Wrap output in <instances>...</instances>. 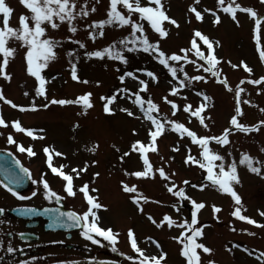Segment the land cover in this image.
Returning a JSON list of instances; mask_svg holds the SVG:
<instances>
[{"label":"rangeland","instance_id":"374dc122","mask_svg":"<svg viewBox=\"0 0 264 264\" xmlns=\"http://www.w3.org/2000/svg\"><path fill=\"white\" fill-rule=\"evenodd\" d=\"M235 2L243 7L252 8L258 17L264 16V0ZM6 3L13 8L16 15L13 17L12 26L18 25L22 13L30 15V10L21 3V0H6ZM140 3L147 6L149 0H140ZM228 3L229 0H224L225 6ZM109 4L110 0H87V5L84 4V0H77L75 11H80L81 6L88 9L94 6L96 10L89 11L87 16L76 17L73 24L77 30L74 33L69 31L67 22L57 21L59 27L55 29L45 25V35L58 41V44L53 49L55 57L48 60L46 67L40 70L47 81L44 84V94H37L40 81L27 72L25 55L27 46L21 47L19 41L10 40L8 46L15 49V54L9 57L5 71L11 75L10 78L0 76V91L5 98L12 100L16 105H22L25 109L20 111L19 108L9 105L5 99H0V116L8 122L7 126H0V144L4 142L7 145L8 135L11 134L17 144L21 143L25 147L37 144L36 148H42L41 152H44L43 144L48 145L49 151L56 154V163L62 162L65 166L64 172L72 176L73 187L80 189L87 182L89 189L91 188L89 194L105 206L93 208L98 218L97 223L105 228L111 227L119 240L113 245L104 237L102 239L112 249L116 248L120 241L125 257L139 255L133 249L132 252L127 245V232L131 228L138 237V246L146 255H158L163 252L166 255L162 264H187V259L181 251L184 245L180 241L191 235L193 229L200 227L202 235L194 239L197 243L212 249L209 253L197 249L200 264H209V261H213L214 264H264V215H261L264 212V125L258 123L264 120V111H261L264 109V85L253 87L249 84L252 79H258L264 72V60L260 58V51L264 50V21L260 26L262 32L257 33L254 29L256 24L252 26L248 13L237 10L234 20L231 14L223 11L217 0H162L166 15L175 19L177 23L173 25L170 21H164L162 26L167 30V35L161 37L147 20L141 21L144 35L148 40L158 41L160 50L166 55L172 53L184 55L181 49H191L194 32L199 30L210 40L218 42L214 44L215 55L219 58L215 69L223 72L219 73V77L222 75L223 79L228 80V87L220 82L222 79L214 82L211 72L198 69L192 63L195 60L198 64L207 66L206 62H202L194 51H187L188 63L183 60L169 61L177 67L182 63L186 64H182L184 72L177 73L178 77L185 79V87L181 88L179 80L171 76L168 69L156 59L154 52H145L143 48L129 50L133 48L134 39L130 35L132 29L129 25L117 27L118 22L105 24L102 27L103 35L99 34L101 28L98 25L84 26L85 24L91 26L93 21L106 19ZM117 7L127 15V9L122 5ZM191 7L201 11L203 17L201 20L195 18ZM205 9H213V12H207ZM216 15L220 16L219 22H214ZM132 18L140 20L136 12H133ZM90 31L95 39L89 36ZM136 35H141L139 30ZM124 37H128L127 47L119 43ZM196 39L206 54L207 46L199 38ZM76 41L82 42L84 47H80ZM139 43L140 41H137V44ZM110 44L114 49L121 50L120 54L126 57L127 63L110 58L107 54L102 58L85 55L86 52L103 49ZM241 61L252 69L251 73L243 66L232 67V64L240 65ZM73 65L76 67L78 79H73L71 75ZM142 69L155 73L156 78L149 77L147 71H141ZM125 72H132L134 75L125 76L124 81H120L119 77ZM185 72L188 77L201 75L206 79L193 80L189 83L184 77ZM136 77L147 82L146 91L141 89ZM241 80L244 83L241 84ZM67 82L73 83V88L67 87ZM172 86H177L179 94L170 92ZM237 86L244 89L242 96L239 97H242L240 103L242 114L238 116V121L248 126L257 125L249 132L230 124L231 116L236 114ZM65 89L69 91L66 94ZM88 89L93 92L91 109H85L77 103H68L59 109L49 105L50 97H61L65 94L69 96L66 100H75ZM117 89L121 91L117 92ZM124 89L129 91L125 92ZM137 92L145 100L151 98L158 105V112H153V115L159 116L161 120L181 122L197 136H219L223 129H230L228 144L221 145L213 140L209 142V148L224 157L225 170L229 165L235 164L238 180L232 182V187L241 197L239 204L230 193L221 191L218 185L206 179V169L185 163V158L189 154L199 159L201 148L193 143L187 134L181 136L167 123L162 134L157 137L156 150H149L147 156L154 170L163 167L171 179L160 177L158 172L147 177H136L132 174L143 170L144 165L141 154L132 150L131 145L136 140L147 144L148 130L151 127V121L147 120L139 106L133 103L135 99L133 94ZM113 94L116 99L110 106L114 111L105 115L102 107L106 101L101 97ZM204 95L209 97L207 101L204 100ZM129 96H132L131 100ZM165 96L176 103L175 113L171 105L163 99ZM47 103L50 108L55 109L49 111L50 108L42 107ZM202 103L206 104L201 115L207 127L184 109L185 104L195 110ZM32 104H36L37 107L32 109L30 107ZM124 108L130 109L134 115L129 116L122 110ZM12 121H19L23 128L38 131V139L25 137V132L11 126ZM125 153L128 155L125 156ZM244 154L253 158V166L259 167L260 172H252L247 161L240 162ZM220 163L219 160L214 161L216 165ZM81 164L84 166H80ZM85 165L86 170L81 171L85 169ZM73 169L79 172V175H76ZM214 171L218 172L219 169L215 168ZM122 181L129 186L135 185L136 191L131 193L125 191ZM171 184L176 185L173 192L168 191ZM200 184L205 186L200 188ZM180 188L184 189L183 197L174 195ZM132 196L148 199L141 198L137 203L133 201ZM189 197L198 203L203 202L204 207L197 210V224L188 232L185 231L186 227L183 224L185 221L189 222L190 212L194 208ZM213 205L220 210L214 212ZM237 207L240 208L242 215L257 223L252 224L233 216L232 212ZM165 214L171 216L175 223L169 227L165 221L164 224L157 226ZM90 218L92 219L91 215ZM153 219L157 223H153ZM202 222L211 223V226L204 223L201 227ZM182 231L184 236L180 237V240L175 239ZM147 236H152L153 241ZM94 249L96 252L100 251L98 245L94 246ZM134 261L139 264L138 260Z\"/></svg>","mask_w":264,"mask_h":264},{"label":"snow or ice","instance_id":"6c2138e0","mask_svg":"<svg viewBox=\"0 0 264 264\" xmlns=\"http://www.w3.org/2000/svg\"><path fill=\"white\" fill-rule=\"evenodd\" d=\"M21 3L30 10V15L21 14L19 16L18 25L12 26L10 21L11 13L13 12V8L9 6L8 3H6V0H0V56H2V60H0V76H3L5 78H10V73H7L5 71V67L8 64V59L10 56H13L15 54V49L8 46L10 40H17L20 42V46L24 47L27 46L26 51V61H27V72L30 73L32 76L36 77L40 81V86L37 88V94H44V84H45V78L41 75V69L46 67V62L52 58L55 57V52L53 49L57 46L58 41L53 39L52 37H48L45 35L46 33V27L45 25H50L51 28L55 29L59 27V24L57 21L60 22H67L69 26L70 32H75L77 29L73 24V21L76 19L77 16H87L89 11H95V7L93 6L91 9H88L84 6H81L80 11H75L77 7V0H21ZM218 5L223 7V11L225 13L231 14L232 18L236 20V12L237 10H242L246 13H249L253 17H257V13L250 7H243L240 3H236L235 0H229V3L227 6L224 5V0H217ZM84 4L87 5V0H84ZM155 5L154 7L152 5ZM118 5H122L125 9H127V15H125L123 12H121L118 9ZM191 11L195 14V18L197 20H201L202 13L201 11H198L196 7H191ZM207 12H213V9H205ZM133 12H136L139 14L140 20H135L132 18ZM147 20L151 28L159 33L161 37L167 35V30L162 26L164 21H170L173 25L177 23L175 19L170 18L166 15L165 10L163 9L162 0H149V4L147 6H142L140 3V0H110V4L107 10V18L93 21L92 25L89 26L85 24V27H94V26H100L101 31L99 32L100 35H103L102 27L105 24H112L114 22H118L116 24L117 27L129 25L132 29V32L130 35L134 37L132 40L133 48L129 49L130 51L136 50V48H143L145 52H154L156 54V59L164 65L168 71L171 73V76L175 79L179 80V87H185V79L180 78L177 76L178 72H184L183 65H179V67L174 66L169 63V61H181L183 60L185 63L189 62V56L186 54L187 51H194L195 55L199 58H201L203 61L206 62L205 64H198L195 60L192 61L193 64L196 65V67L202 68L205 72H211L214 76L217 77L218 80H220L219 74L216 72L215 68L219 63V58L215 55L214 52V44L218 42H214L209 39L207 35H204L201 31L195 30L194 37L191 40V49L185 50L181 49L182 53H185L184 55H180L177 53H172L171 55H166L162 50L159 48V42H150L146 35H144V26L141 21ZM220 16L216 15L214 18V22H219ZM264 20V17H257L256 24L259 26L260 21ZM238 23V21H237ZM139 30L141 35L137 36L136 32ZM89 36H91L93 39H95V36L90 31ZM201 40L204 45L207 46V53L205 54V51H203L197 42V39ZM68 39H71V37H68ZM128 37L122 38L119 43L123 45L124 47H127ZM137 41H140L139 44H137ZM80 45V47H84V44L80 41H76ZM115 44V42H113ZM257 47L259 48V43L257 44ZM121 50L114 49L113 45H108L104 47L103 49L95 50L86 52L85 55L88 57H104L105 54H107L110 58H115L120 61H123L127 63L126 57L124 55L120 54ZM71 54V52L69 53ZM260 58L264 60V50L260 51ZM229 63H231L229 61ZM243 66V68L248 72L251 73L252 69L244 62L241 61L240 65L232 64L233 68ZM141 71H147L142 69ZM71 75L73 79H78L76 67L75 65L72 66V72ZM134 74L132 72H125L123 75L119 77L120 81H124L125 76H133ZM147 75L149 77H152L155 79V73L151 71H147ZM184 77L188 79V82L191 83V81L196 80H204L206 77L201 75H196L193 77H188L187 73H184ZM139 80V77H136ZM264 81V76H260L258 79H252L250 82L254 85H259L261 82ZM86 82V81H85ZM221 83H223L226 87H228V80L224 78L223 80H220ZM99 83V82H97ZM140 87L144 91L147 90V82L144 80H139ZM240 83H244L243 80L240 81ZM231 90V89H230ZM121 91V89H117V92ZM123 91L127 92L128 89H124ZM244 89L237 86L236 88V108H235V115H232L230 118V124L232 126H235V128L242 129L245 132L252 131L257 127V125H245L238 121V116L242 114L241 107H240V93L243 92ZM259 91V89H258ZM170 92L173 94H179L177 86H172L170 88ZM135 96V99L133 103L137 106H139L143 116L151 121V127L148 130V143L145 144L141 140H136L132 143L131 149L140 153L143 159V170L136 171L135 173H132L136 177H147L151 174H154V172H158L159 176L166 179H171V177L168 176V173L165 171L163 167L153 169V165L151 164L147 152L149 150H156L155 148V142L157 140V137H159L162 132L165 129V123H167L169 126H171L177 133H179L181 136L187 134L188 137L192 139L193 143H196L200 146L201 152H200V158H196L193 155L189 154L185 158V163H191L195 165H199L200 168L206 169L207 176L206 179L210 181L214 185H218L220 190L225 193H230L232 198L236 201L237 204L240 203L241 197L234 191L232 187V182L238 180L237 172L235 164H231L227 167V170H225L224 165V157L217 154L216 152H213L209 148V142L210 141H216L217 143L224 145L228 144V134L230 129L225 128L223 129V132L219 136H197V134L187 128L183 123L178 122L176 120H161L159 116L153 115V112H158V105L152 101L151 98H148L145 100L139 92L133 94ZM91 93L85 92L78 97H76L75 100H66V99H59L56 100L53 98L52 101H49V103H56L60 105L68 104V103H77V104H83L85 108L91 106L90 102ZM130 100L132 99V96L128 97ZM204 100L207 101L209 97L207 95H204ZM0 99H5L6 102L11 105L14 108H23V106L16 105L12 100L7 99L3 97L2 91H0ZM102 100H105L106 102L103 105V111L105 113H111L114 111L113 108L110 107V104L113 102V100L116 99L115 94L112 96L101 97ZM163 99L171 105L173 113L177 110L176 103L169 99L167 96L163 97ZM145 104L147 107H145ZM32 109H35L37 107L36 104L30 105ZM42 107L47 108L48 104L42 105ZM206 107V104L202 103L198 107L193 110L190 105L185 104L184 109L185 111L190 112L191 117H197L200 119V123L207 127L206 124H204V119L201 115L203 108ZM124 112H126L129 116L134 115V113L128 109L124 108L122 109ZM261 111H264V109H261ZM260 125H264V120H261L258 122ZM8 122L5 121V119L0 116V126H7ZM11 126L15 128L18 131L25 132L29 136H33V130L28 128H23L21 123L19 121H12ZM135 132V129H133ZM7 141L9 144L16 143V141L13 139V136L11 134L8 135ZM18 150L20 152H26L28 155L33 156L35 155V152L33 151L31 146L25 147L22 144L17 145ZM43 151L48 154V166L52 169L53 173H58L60 177H62L66 183L64 184V189L69 195H75V191L73 189V182H72V176L62 171L63 166L60 167H54L51 163V153L49 151V148L47 146L44 147ZM59 154V153H58ZM125 156L128 155V153L124 154ZM123 159V156L121 157ZM219 160L221 163L216 165L214 164V161ZM247 161L248 167L250 170L254 173L260 172L259 167L253 166V158L250 156H247V154H244L241 158V163H244ZM17 164H20V161H16ZM95 163V161H93ZM81 169V171L86 170ZM215 168H218L219 171H214ZM20 171L23 173H29V169L25 168L22 164H20ZM73 172H76L75 169H73ZM76 175H79V172H76ZM22 182V177L19 174H14L11 177V183L13 184H19ZM43 187L45 189L44 196L47 197L49 200L52 198H56L59 200L58 194L53 191V189L49 186V183L47 180H42ZM123 185V189L127 192H134L136 191V186L132 185L129 186L127 183L121 182ZM187 183V181H185ZM0 184H3L4 188L7 189L8 192H10L13 196H16L17 198L23 200L27 199V197H24L20 194V192L16 191L14 188L10 187L9 184L4 183L3 181H0ZM205 185L200 184L199 187L203 188ZM176 188L175 184H171L168 187L169 192H173V189ZM85 196L87 200V210H85L82 213H75L73 211H68L67 213H59V216H65L67 215L71 221L73 222H83V232L82 235L86 237L88 240L93 241L96 244H100L101 241L99 239H96L95 235L98 234L101 237H104L108 241L112 242L113 245L115 244V241L118 239V235L113 231L111 227H102L97 223V216L96 213L93 211V208H101L105 207L104 205L100 204L96 198L89 194L88 191V185L85 183L81 186L80 189ZM32 196H35L36 193L33 192L31 194ZM174 195L183 197L185 195L184 189L180 188L178 189ZM133 201L139 203V199H148L147 197H140L132 196L131 197ZM191 200V198L189 197ZM191 203L194 205V208L192 210L191 215V222L188 223V221H185V224L187 227L185 228V231H187L188 228H192L193 225L197 224V210L204 207L203 202H196L194 200H191ZM175 207V205H173ZM142 210V209H141ZM214 212H218L220 209L213 205ZM4 209L0 208V212H3ZM35 209H29L24 208L21 209L22 215H29L32 212H35ZM48 211V210H46ZM91 215L92 219L89 220V216ZM232 215L235 217H238L240 220L249 221L252 224H256L257 221L250 219L248 216L242 215L241 210L239 207H237L233 212ZM261 215H264V212L261 213ZM149 219H152L149 217ZM167 222L168 226H172L175 221L172 219L171 216L165 214L163 216V219L159 221L157 226H160L162 224ZM153 223H157L154 219L152 221ZM61 223V221L57 218H53L52 224H58ZM52 226V225H50ZM202 235L200 227H196L193 229L192 234L187 236L185 240H181L180 242L184 245L182 251V255L187 259V264H200V254L197 252V249H202L203 252L209 253L212 251V249L208 248L202 243H197L194 239L195 237H198ZM128 240L130 241L131 248L134 250L135 253H138L139 255H130L128 256L129 260H138L139 264H162L164 257L166 253H159L158 255H146L144 250L141 249L138 244L137 240L134 237V232L130 228L127 232ZM184 236V231L180 233V236L175 237V239L180 240V237ZM158 246V245H157ZM115 250V249H114ZM8 251L12 252L14 249L9 246ZM245 251H248L245 249ZM20 264H25V261H20ZM209 264H214L213 261H209Z\"/></svg>","mask_w":264,"mask_h":264},{"label":"flooded vegetation","instance_id":"af4514ba","mask_svg":"<svg viewBox=\"0 0 264 264\" xmlns=\"http://www.w3.org/2000/svg\"><path fill=\"white\" fill-rule=\"evenodd\" d=\"M17 145V143L6 145L3 142L0 144V152L10 153L14 160H19L20 164L29 169V173H23L20 166L16 167L7 162L8 169L13 168L21 177H25L24 187H21L20 183V188L14 189L27 199L21 200L13 196L3 184H0V208L4 209L0 212V264H20V261H25V264H108L109 260H116L121 264H134L136 261L124 256L120 241L116 248L112 249L102 238L93 234L101 241L100 244H96L82 235L84 230L82 221L77 223L71 221L67 215L59 216L61 212L82 213L87 210L88 204L83 199L82 191L78 187H73L75 195L66 192L64 189L66 181L61 179L58 173L52 172L48 166V157L41 152L42 148L37 147L40 151L36 148L37 144L31 146L35 152L33 156L20 152ZM51 159L54 167L62 165V171H65L62 162H59L61 165L56 163V154H52ZM42 180L48 181L49 186L60 197L59 200L55 197L49 200L44 196ZM0 181L4 182L1 173ZM33 192L36 193L35 196L31 195ZM21 207L39 210L45 208L48 211L41 214L32 212L29 215H18L13 212V209ZM54 217L61 223L52 224ZM89 220L91 221L90 216ZM96 245L100 248L98 252L94 249ZM9 246L14 251L9 252Z\"/></svg>","mask_w":264,"mask_h":264},{"label":"water","instance_id":"95a60500","mask_svg":"<svg viewBox=\"0 0 264 264\" xmlns=\"http://www.w3.org/2000/svg\"><path fill=\"white\" fill-rule=\"evenodd\" d=\"M1 157H3V156H1ZM5 158H6V157H5ZM4 177H5V176H4ZM5 178H6V177H5ZM6 180L8 181L9 184H13V183H11V180H9V179H6ZM13 186L16 187L15 184H13ZM15 212H17V214H20V212H19L18 209H16ZM114 264H118V263H115V262H114Z\"/></svg>","mask_w":264,"mask_h":264}]
</instances>
